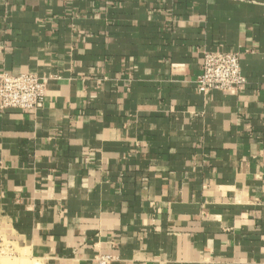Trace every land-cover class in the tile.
Segmentation results:
<instances>
[{
	"label": "crops",
	"instance_id": "obj_1",
	"mask_svg": "<svg viewBox=\"0 0 264 264\" xmlns=\"http://www.w3.org/2000/svg\"><path fill=\"white\" fill-rule=\"evenodd\" d=\"M245 85L197 93L203 51ZM0 238L40 264H264V0H0ZM14 246V247H15Z\"/></svg>",
	"mask_w": 264,
	"mask_h": 264
},
{
	"label": "built area",
	"instance_id": "obj_2",
	"mask_svg": "<svg viewBox=\"0 0 264 264\" xmlns=\"http://www.w3.org/2000/svg\"><path fill=\"white\" fill-rule=\"evenodd\" d=\"M46 79L33 74L0 73V112L7 109L39 110L43 106ZM245 85L237 53L203 51L201 73L196 79L197 93L208 97L214 91L238 90ZM101 256L97 264H108Z\"/></svg>",
	"mask_w": 264,
	"mask_h": 264
},
{
	"label": "rangeland",
	"instance_id": "obj_3",
	"mask_svg": "<svg viewBox=\"0 0 264 264\" xmlns=\"http://www.w3.org/2000/svg\"><path fill=\"white\" fill-rule=\"evenodd\" d=\"M9 242L6 237L0 238V264H40V261L31 258L25 250H19Z\"/></svg>",
	"mask_w": 264,
	"mask_h": 264
}]
</instances>
